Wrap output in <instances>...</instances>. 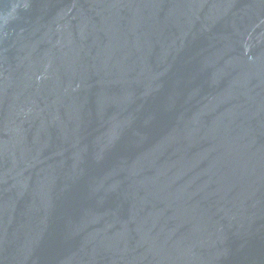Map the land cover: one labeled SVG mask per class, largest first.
<instances>
[{
  "label": "water",
  "instance_id": "obj_1",
  "mask_svg": "<svg viewBox=\"0 0 264 264\" xmlns=\"http://www.w3.org/2000/svg\"><path fill=\"white\" fill-rule=\"evenodd\" d=\"M0 264H264V0H0Z\"/></svg>",
  "mask_w": 264,
  "mask_h": 264
}]
</instances>
